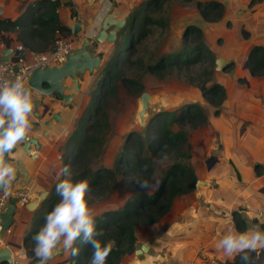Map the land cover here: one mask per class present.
I'll use <instances>...</instances> for the list:
<instances>
[{
  "label": "crops",
  "instance_id": "0c3cea01",
  "mask_svg": "<svg viewBox=\"0 0 264 264\" xmlns=\"http://www.w3.org/2000/svg\"><path fill=\"white\" fill-rule=\"evenodd\" d=\"M141 1L59 0L58 13L61 22L70 29L75 22H79L84 28L82 36H93L108 14L118 10V18L129 20L132 10ZM218 1L225 4V14L222 20L215 22L218 24L216 29L223 33L225 22L232 30V33L226 34L224 48L219 53L230 59L235 66L233 70L228 68L231 70L228 74L223 73L222 81L217 80L226 90L220 114L214 115V108L203 104L209 123L202 127L199 143L189 138L195 152L214 157L215 160L204 170V174L202 165L197 166L198 179L206 181L201 186L198 203L189 198L184 199L185 204L179 203V198L187 197V194L176 198L171 211L160 222L139 227L135 249L148 244L147 250L127 253L120 264H232L234 258L229 259L218 252L216 245L226 231L237 230L233 221L234 213H239L245 219L244 231L264 230L256 215L258 208L264 207V75L252 76L249 66H246L251 47L256 44L264 46V0ZM35 2L0 0L3 9L0 17H19ZM33 13H27L25 19ZM242 30L249 32L248 38L244 37ZM6 35L11 40L10 47L19 43L17 31ZM115 44L108 41L99 44L98 51L104 52L101 69L108 61L106 48L111 50V54ZM6 48L0 40V58ZM35 52L25 51L29 62ZM99 71L93 74L86 72L80 79V90L71 89L68 92H75L72 106L58 97L46 96L24 85L31 93L32 102L42 101L37 109L33 103L30 117L32 127L26 137L36 139L38 144L32 143L27 152L22 141L8 154V159L18 168L17 178L9 192L15 193L27 188L32 197L35 193L51 191L62 178L58 175L63 166L62 148L76 120L92 99ZM66 84L71 85V82ZM44 105L50 107L46 112ZM54 114H58L59 118H55ZM258 165L260 174L255 170ZM34 213L26 207L17 206L15 222L3 240L4 243L0 245L1 248L12 243L13 258L19 264H27L29 261L24 236L31 227ZM70 256V253L61 249L49 264H67Z\"/></svg>",
  "mask_w": 264,
  "mask_h": 264
},
{
  "label": "trees",
  "instance_id": "16d2710c",
  "mask_svg": "<svg viewBox=\"0 0 264 264\" xmlns=\"http://www.w3.org/2000/svg\"><path fill=\"white\" fill-rule=\"evenodd\" d=\"M169 0H142L132 10L128 25L121 30L115 48L108 61L97 75L96 88L92 99L76 120L74 129L63 146V166L68 165L72 179L87 180L89 204L98 198L111 195L118 177L127 174L139 188L135 198H129L122 206L108 208L95 215L99 237L102 243L111 244V253L106 264H120L122 258L137 244L139 227L160 222L172 209L176 198L193 193L198 180L190 161L191 143L187 129H197L209 123V117L203 104L190 102L173 110L158 111L149 120L143 131L132 130L127 134L122 147L111 165L103 164L104 153L112 130L110 106L117 107L121 98V88L130 95L140 96L145 90L143 76L155 75L164 79L175 72L189 71L192 67L207 62L203 69L205 80L199 82V89L205 100L214 108V115H219L226 98L225 87L215 78L216 56L205 42L203 28L191 23L186 25L182 35V46L171 53H163L156 60L137 61L140 74L129 76L125 69L133 63V54L141 40L151 32L153 23L160 27L167 25L162 18L155 19L153 14L163 10ZM184 3L196 1L202 19L215 23L224 17L225 4L218 0H182ZM59 0H36L19 17H0V40L11 46L6 35L18 33L17 39L26 50L44 52L54 43L58 35L70 36V27L64 25L58 13ZM34 12L29 18L26 14ZM245 38L249 32L242 30ZM249 71L252 76L264 75V46L253 45L248 54ZM233 63L229 65L232 66ZM190 82L194 77H187ZM121 87V88H120ZM170 160L162 166L157 188L152 192L142 187L151 185L152 178L160 168V162ZM62 166V167H63ZM256 173L260 174L259 165ZM62 177L61 179H63ZM60 179V180H61ZM48 199L42 202L34 213L31 227L24 236V247L29 258L27 264H38L32 248V236L43 223L45 214L57 202L55 186ZM233 221L238 231L246 229V221L239 213H234ZM77 256H70L67 264H88L90 247L77 241ZM252 255L264 264V250H257ZM8 264V263H1ZM232 264H242L235 257Z\"/></svg>",
  "mask_w": 264,
  "mask_h": 264
},
{
  "label": "rangeland",
  "instance_id": "374dc122",
  "mask_svg": "<svg viewBox=\"0 0 264 264\" xmlns=\"http://www.w3.org/2000/svg\"><path fill=\"white\" fill-rule=\"evenodd\" d=\"M153 17L155 19H164L167 25L165 27H160L155 23L151 25L150 34L139 42L133 54V63L125 69V73L129 76L137 75V73L140 74V67L137 65L139 58H144L145 62H149L156 60L163 53H171L178 50L182 46L183 31L188 24L196 23L203 28L206 36V45L216 52H213L215 56H220L219 52L224 48L223 44L226 39V34L232 33V30L230 31L229 29L231 26L225 24V22L223 23V33H220V31L216 29L218 26L217 23L204 21L196 6V1L184 3L182 0H169L165 3L163 10L154 13ZM110 52L111 50L106 48V60L110 57ZM225 59L229 60L231 63L230 59ZM230 63L225 70L215 69L216 80L222 81L224 79L222 78L223 73L233 70L235 66L234 63L230 66L232 69L228 70ZM206 66L207 62L192 67L189 71L175 70L173 74L164 79H158L152 74H145L143 76V82L145 84L144 92L147 91L150 93V101L148 103L144 125H141L137 115V111L141 107V95H130L120 87L121 98L119 104L117 107L110 106L112 130L105 147L103 164L107 166L111 165L116 159L117 152L122 147L127 134L132 130L143 131L149 120L152 119L158 111L173 110L190 102H197L209 106V103L205 100L203 93L199 89V82L206 79L203 71ZM189 76L194 77L193 82L189 81V78H187ZM94 88H96V86ZM202 127L187 129L189 138L199 143L203 131ZM190 150L192 154L190 161L195 171L200 164L202 165V173L204 174V170L209 167L207 161L210 159V156H206V154H204V156L199 155L195 152L192 144ZM194 152L196 153L195 155ZM169 161L170 160L160 162V168L157 169L156 174L152 178L151 185L147 187L145 191L152 192L157 188L161 168L167 165ZM137 193H139V188L136 186V183H134L127 174H121L118 177L114 192L107 197L96 199L90 206L94 214L98 215L108 208H116L117 205L122 206L127 199L135 198ZM188 198L194 201V203L195 201L198 203L200 199L196 197L194 191L193 193L187 194V197H180L178 201L179 203L183 202V204H185L186 202H184V199Z\"/></svg>",
  "mask_w": 264,
  "mask_h": 264
},
{
  "label": "clouds",
  "instance_id": "9594fccd",
  "mask_svg": "<svg viewBox=\"0 0 264 264\" xmlns=\"http://www.w3.org/2000/svg\"><path fill=\"white\" fill-rule=\"evenodd\" d=\"M32 113L31 93L22 80L0 81V191L5 194L18 174V168L8 159V154L26 139L32 127ZM58 175L64 178L55 186L57 202L45 214L43 223L32 236V251L38 264H49L61 249L77 256V241L90 247L88 264H106L111 244L102 243L99 239L104 233L97 230L95 214L87 199L88 181H74L68 165L63 166ZM142 187L149 185L145 183ZM48 195L45 192L41 201ZM216 248L229 259L238 256L242 264H260L258 257L252 254L258 249L264 250V230L230 229L219 239Z\"/></svg>",
  "mask_w": 264,
  "mask_h": 264
},
{
  "label": "water",
  "instance_id": "95a60500",
  "mask_svg": "<svg viewBox=\"0 0 264 264\" xmlns=\"http://www.w3.org/2000/svg\"><path fill=\"white\" fill-rule=\"evenodd\" d=\"M55 1V0H51ZM3 13V9L0 7V15ZM120 12L118 10L113 13L108 14L101 22L100 29H97L95 35L93 36H82L84 30L83 26L79 22H75L71 26L72 36L77 40L76 48L67 55L66 60L60 64H55L51 66H37L26 78V84L41 92L46 96H55L63 100L68 106H72V98L75 95L74 91H79L81 87L80 79L86 72L93 74L95 71L101 69L102 60L104 58V52L98 51L99 44L105 41L109 43H115L118 38V34L122 29L127 27L128 20L126 18H118ZM14 52L12 47H7L3 51L2 60H7L8 56ZM25 54V51H22ZM230 63L223 57H218L215 60L216 70H225ZM246 66H249V62H246ZM68 81L71 85L66 84ZM71 89L73 92L68 93ZM150 101V93L145 91L140 96L141 108L137 111L141 125L145 124L146 121V111L148 108V103ZM34 108L37 109L42 105L41 100H36L33 102ZM44 111L49 110V105H44ZM38 112H35L37 114ZM55 118H59L58 114H54ZM37 145L38 142L34 138L25 139L22 146L25 147L26 151L29 152V147L31 144ZM215 158L210 157L207 161L208 166H211ZM206 181L198 179L195 184V195L200 198L201 196V186L205 185ZM2 192V191H0ZM48 193V198L51 191L46 190L41 193H35L29 199L26 204V209L32 212H36L41 206V197L44 193ZM47 198V199H48ZM17 197H12L11 201L8 202L0 214V240H5L7 233L11 231V228L15 222V212L17 209ZM12 243L0 248V264L8 263L13 264V251L11 249ZM148 244L141 245L139 249H133L132 252L142 253L147 250ZM60 252V250H59ZM58 252V253H59Z\"/></svg>",
  "mask_w": 264,
  "mask_h": 264
},
{
  "label": "built area",
  "instance_id": "2783aa9c",
  "mask_svg": "<svg viewBox=\"0 0 264 264\" xmlns=\"http://www.w3.org/2000/svg\"><path fill=\"white\" fill-rule=\"evenodd\" d=\"M76 45L77 40L72 35H58L49 50L33 53L32 61L29 62L25 54H22V51H26V49L21 43H17L13 47L14 52L8 56L7 60L3 61L2 58H0V81L20 79L25 85L26 78L32 69L37 66L46 67L64 62L67 55L76 48ZM12 197H17V206L25 207L31 198V193L27 188L20 189L15 193L8 191V193L5 194V192H0V214L3 212L6 204L11 201ZM256 215L264 227V207L258 208ZM3 243L4 242L0 240V245ZM13 264L19 263L13 260Z\"/></svg>",
  "mask_w": 264,
  "mask_h": 264
},
{
  "label": "bare ground",
  "instance_id": "6f19581e",
  "mask_svg": "<svg viewBox=\"0 0 264 264\" xmlns=\"http://www.w3.org/2000/svg\"><path fill=\"white\" fill-rule=\"evenodd\" d=\"M141 108V107H140Z\"/></svg>",
  "mask_w": 264,
  "mask_h": 264
}]
</instances>
